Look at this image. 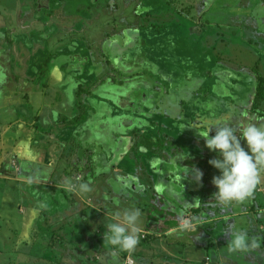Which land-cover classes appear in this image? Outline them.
Segmentation results:
<instances>
[{
    "label": "rangeland",
    "instance_id": "rangeland-1",
    "mask_svg": "<svg viewBox=\"0 0 264 264\" xmlns=\"http://www.w3.org/2000/svg\"><path fill=\"white\" fill-rule=\"evenodd\" d=\"M127 1L0 0V40L10 46L5 56L12 59L19 55L18 59L28 61L22 63L21 70H16L21 73L18 80L23 81L26 75L33 81L29 70H37L40 77L36 84L42 80L48 82L49 88H53L52 94L56 95L61 92L58 86L62 75V83L71 81L62 86L63 92L71 86L68 92L72 98L68 112L60 114L71 118L66 125L62 123L68 128L67 135L64 130L56 132L58 126L50 122L48 140L42 143L49 148L53 146V152L51 148L49 153L55 154L50 158L54 161V173L48 178L42 177V187L45 192H51V186L59 188L61 198L57 203L64 205L68 201L72 207L63 211L66 214L57 225L45 214V218L39 216L44 219L42 223L35 221L40 225L24 217L21 221L17 206L23 202L24 205L33 203L26 191L28 185L22 179L34 162L43 163L45 158H30L23 146L20 154L24 159L17 155L4 156L0 142V264H264V252L254 259V250H258L253 248L257 241L252 216L255 213L254 191L241 203H245L244 209L239 205L240 210L234 209L232 204L233 210H229V204L221 206L217 200L206 196V182L202 179L208 169L212 168V175L219 173L208 163L218 154L207 149L199 131L205 132L208 124L220 120L211 123L208 118L191 116L188 111L183 114L163 102V92L177 86L175 84L184 78L209 79L214 67H231L241 72L237 73L235 84L240 91L234 88L240 99L231 107L232 112L224 114V123L237 128L239 136L243 127L264 120V102L254 104L258 74L264 77L263 22H256L253 12L244 15L233 11L231 14L238 13V17L231 21L232 33L228 28L206 21L209 0H132V10L130 5L125 7ZM145 3L151 5L152 12L144 10ZM214 3L218 5L220 0ZM141 7L144 13L137 15ZM105 15L109 16L97 20ZM240 27L242 33L236 32ZM221 29L229 34L230 43L221 39ZM134 30L138 35L136 40L131 37ZM260 34L263 40L255 41ZM11 39L19 41L16 53ZM244 46L251 54L245 51V60L237 65L234 55L241 58L237 50ZM254 55L256 62L252 59ZM138 59H146L154 66L145 69L135 66ZM3 60L1 57L0 63L4 64ZM241 66L245 69L241 70ZM29 78L26 79L30 81ZM3 81L0 77V84ZM137 81H145L151 87L153 103L159 108L149 110L143 105L119 108L115 105L117 100L126 97L120 93ZM24 86L32 89L29 90L32 112H39L42 101L45 104L54 102L51 95L43 99L42 86L27 83ZM203 89L210 92L208 87ZM60 95L65 98L64 93ZM58 98L55 96V100ZM99 101L114 109L113 115L124 114L135 120L134 123L130 120L132 124L128 129L117 136V146L107 156L106 164L100 143L92 139L81 144L72 132L79 115L85 113L91 102ZM55 105L67 106L62 101ZM24 120L33 124L31 116ZM119 124L117 121L115 126ZM262 126L264 122L259 127ZM10 128L14 129L10 124L0 126L4 141L13 143L16 139L13 136H20L19 142L22 138L21 144L30 149L28 134L16 130L5 136L1 133ZM214 134L213 127L209 136ZM97 140L103 141L104 136ZM59 141H65L63 149L60 145L56 148ZM31 151L39 154L34 147ZM196 168L203 173L198 183L191 176ZM80 184H86L88 190L81 191ZM125 209H139L141 213L139 243L131 252L121 251L104 239L106 221ZM261 213H255L256 219L264 220V213ZM81 217L83 224L76 220ZM228 231L246 233L248 247L230 250L229 237L225 235ZM29 247L35 252H28Z\"/></svg>",
    "mask_w": 264,
    "mask_h": 264
},
{
    "label": "crops",
    "instance_id": "crops-1",
    "mask_svg": "<svg viewBox=\"0 0 264 264\" xmlns=\"http://www.w3.org/2000/svg\"><path fill=\"white\" fill-rule=\"evenodd\" d=\"M131 2H132V0H128L125 7H128L130 5L131 10H132V3ZM208 2H209V6L206 9V13L208 14V17L206 18V21L208 23L210 22V25H213V23H214V24L219 25L221 27L228 28V30H232V33H234V28H232L233 24L231 23V21H233V19L238 17V13L231 14L233 11L240 12L241 14H244V15L248 14L250 12H253L254 13L253 15H254L256 22H258L260 24V21H262L263 22L262 24L264 25V0H249L247 3H245V1H243V0H220V3L218 5H215L214 0H209ZM141 8H140V10H137V15L141 14L140 12H142V11H143L142 13H144V10L148 11L149 13L152 12V11H150V10H152V7H151V5H148V3H145V5H144L145 9L144 10H143V7H141ZM230 15H232V16H230ZM108 16L109 15L101 16V19L97 18V20L102 21L105 17L107 18ZM217 17H219V18H217ZM129 18L131 19L132 17L130 16ZM129 18H127V20H129ZM168 19L170 20V19H172V17H168ZM226 19H229V20H226ZM172 21L175 22L174 20H172ZM123 22H124V19H121V23H123ZM173 22H171V23H173ZM171 23H169V24H171ZM258 28H257V30H258ZM240 29H242V28L241 27L237 28L236 32H241ZM217 31H218V29H217ZM134 32H136V31L134 30L133 32H131V35H132L131 37H133L136 40L138 35H136V33H134ZM221 32L222 33H220V34L223 35V36H221V39H223V41H225V39H226L230 43L231 39L228 38L229 34L225 31V29H221ZM259 33H256V34L258 35ZM11 40L14 41L12 43V45H13L15 53H16V49H17L16 43L19 41L17 39H15V40L11 39ZM256 40L261 42L263 40L262 35L260 34V37H256L255 41ZM140 42L143 44V39H141ZM220 45H224V43L220 42ZM9 47L10 46H8V43L6 44L3 42V40H0V59H1V57H2V59H4L3 60L4 64L0 63V77L2 80L4 79V81L1 82V84H0L1 85L0 86V126L4 127L5 125L8 126V124H10L12 127H14V129L12 131H11V128L6 129L5 132L3 130V132H1V133H4V136H5L6 133H9V132L13 133L16 130L20 134H24V133L26 135L28 134V136H26V137H27V141H29L30 149H28L26 145L21 144L22 138H21V141L19 142L20 136L15 137L12 135L16 139L13 140V143H9V142H5L4 138L0 135V142L3 145V153H4V156L17 155L22 159L23 156H21L20 153L23 152V147H24L25 151L27 152V155L30 156V158H33V157L34 158L35 157H37V158H41V157L43 158L44 157L45 158L43 163L42 162L37 163V161L34 162V165L29 168V171L26 174L27 175L26 178L24 177L22 179V181H25V184L28 185V188L26 189V191H28L27 194L30 195V197L33 199V203L24 205V202H23L21 204H17L18 209L20 211V216L22 217L21 221L24 220L23 219V217H24L25 219H30L31 222H33V224L34 223L39 224L38 222L42 223V221L44 220L41 217H44V218L46 217V216H43L45 214L48 217H50V220H52L51 223H53V225H57L59 220L61 219V217L66 214V212H63V211H66V209H68V210L72 209V207L68 201H66L64 205H62L61 203H57V201H59L61 198V194H58L60 192L59 188L55 187L57 190L55 192H52V189L55 190V188H54V186H51L50 187V190L52 192L51 193L49 191L45 192L44 188L42 187V181H41V179L43 180L42 177L48 178L50 175H52V173H54V171L52 169V167L54 165V161H52L50 158H52V156H55L54 153L52 156L49 153V149H51V148H52L51 151L53 152V146L49 148L48 144H44L42 146V143H43V141L48 140L47 134L49 132L48 127L51 124L50 122H54V124H56L58 126L55 128L56 132L59 130H61V131L64 130L66 135H67L68 128L64 127L62 125V123H64L66 125L67 123H69L68 121L71 118L69 119L64 115L61 116L60 114L68 112V105L72 101V98L70 97V92H68L71 89V86L69 87L68 90H66V92H63L64 87L62 85L66 84V83L68 84L71 81L69 80L66 83H62V81H61L62 75H60V77H59L60 83H59L58 88L61 90L60 93L65 94V98H63V96L60 95V93H58L56 95L52 94L53 88L52 87L49 88L48 82H44L42 80L40 82L38 81L36 84L37 79L40 77L39 74H37L38 73L37 70L36 71L29 70V74L34 77L33 81H31V79L24 74H22V75H24L23 76L24 80L23 81L18 80L19 79L18 75L21 73H18L16 70H19V69L21 70V67L23 66L22 63L26 64L28 61L27 60L23 61L21 58L18 59V57H20L19 55L18 56L14 55L12 59L9 58V56H5L8 54V53L6 54L5 51L9 50ZM20 47H21V45L19 46V49H20ZM23 48H24V46H23ZM26 48L28 49V47H26ZM246 48L247 47L244 46V47L237 50L238 53L242 55L241 58L238 57V54L234 55L235 59L237 60V63H238L237 65L241 64L240 61L243 62L245 60L243 57L246 56V53H245V51H247ZM249 48H250V46H249ZM230 50H232V49H230ZM254 50L256 52V49H254ZM247 53L251 54L249 51H247ZM28 58L31 59V57H28ZM252 59L254 60V62H256L257 56L254 55L252 57ZM137 62H139L138 66L139 67L143 66L144 69L147 68L149 65H152V63H150L146 59L145 60L144 59H138ZM18 63H19V66H18ZM152 66H154V64ZM226 66H231V65H226ZM233 66H235V65H233ZM52 67H54V65H52ZM215 68L230 71V72H232V74L234 76H237V77H239L237 73H241L240 71L239 72L234 71L233 68H231V67L226 68V67L216 66L212 69V71H210V73H209L210 77H208L209 79L202 78V79H204L203 84L206 85V87L210 88L211 84H213L215 79H216V75L214 76V74L216 72V71H214ZM243 69H245V67L241 66V70H243ZM141 73L145 74L146 71L145 72L142 71ZM220 75H222V74H220ZM192 77L196 78L198 76H192ZM26 78H29L30 81H28ZM198 78H201V77H198ZM228 79H229V77H228ZM17 81H19V82L17 83ZM26 83L29 85H32V86L37 85L36 87L42 86V89L40 91H41V95H44V96H42L43 99L46 98L47 96L51 95L53 97L54 102L52 101L50 103L48 102L47 104H45V102L42 101V104H41L42 107L40 108V110L44 109V111L40 112V110H39L38 113L32 112V111H34L31 108L33 106L32 100H31L32 94L29 91L32 89H30V88L28 89L27 86L25 87L24 85ZM135 84H139L137 89H136L137 92L145 91L146 94L148 95V97L150 98V102L146 106L145 103H143V101L140 102L138 100V102H136V104H134V105L128 104V106H132V108H135V106H137V105H139V106L143 105V106H146L149 110L159 108L157 104L153 103L154 102L153 98H152L153 92L151 90V87L148 86L145 81L144 82L137 81ZM235 84L233 86H231V84L229 83L230 87H232V93H234L235 87H236V89H238V91H240V88H238L237 85H235ZM72 86H75L74 83H72ZM34 89H35V87L33 88V90ZM134 90H135V88H134ZM167 90H168V88L166 89V91L163 92V99H164L163 102H165V104L168 105V107H170L171 109L178 110L179 112H182L183 114H185V111L183 108L184 105L180 104V97L178 95H174V94H176L175 91L167 94ZM73 92L74 91H73V87H72V93ZM11 94H14L15 96H11ZM55 96H59V98L55 100ZM177 98H178V101L176 100ZM225 99H226L225 101H227L229 98H225ZM239 99H240V96H239V98L235 99L233 102H228V109H227V112L225 113L226 115L229 114L230 112H232L231 107L233 108V104ZM123 100H127V101L129 100V103H130L131 97L126 96L125 99H121L120 102H122ZM58 101L65 102V105H67V106H65V107L64 106H56L55 103ZM115 105L117 106V104H115ZM24 106H28V108L24 109ZM118 107L121 108L120 105H118ZM150 107H152V108H150ZM107 109H111V114L112 115L114 114L113 113L114 109H112L108 104H106L104 102L100 103V101L96 104L91 102L89 104V107L86 109L85 113H82V115L84 114V117H80L81 114L79 115V118L77 120L78 121L77 126L72 131L74 134V137L77 139L76 141H78L79 143L81 142V144L82 143L85 144L86 141H91L92 139H93V141H96L97 143L101 144V148L103 149L101 151H104V153H105V155L103 157V163L104 164H106L108 161L107 156H110V154L114 152V150L117 146V141L119 139L117 137L118 133L114 132L113 131L114 129L112 130L111 126H108L106 121H105L106 115H107ZM45 112H47V113H45ZM115 114L117 115L118 113H115ZM150 114H151V112L148 113V116H150ZM28 116H31V118L33 120L32 125L25 123L24 118L28 117ZM36 117L37 118L40 117V118L37 119ZM224 117H225V115L223 114V115L219 116V118H216L213 120L208 119V120H210L211 123L214 122L215 120H220V123H224L225 122ZM129 119H130V117H129ZM39 121H40V123H38ZM134 121L135 120H133V123H134ZM185 122L187 123L186 120H185ZM263 122H264L263 119H261L259 121L257 120L255 125L259 127L261 124H263ZM174 123H176V122H174ZM59 124L62 126H60ZM131 124H132V122H131ZM103 126L107 127L108 130L102 129ZM126 129H128V128H126ZM108 132L111 133L112 136L116 135V137L114 138V143L112 145H110L109 148L106 149V147L108 145V143H107L108 142V140H107V133ZM181 132H183V131H181ZM99 135L104 136V139H106L105 143L101 140H97ZM63 137L64 136H61V138H63ZM66 140L67 139H65V141ZM64 142L59 141V143H57L55 145L56 148L60 145L61 149H63L64 148ZM55 146H54V148H55ZM33 147H34V149L39 150L38 151L39 154L36 155L31 151ZM0 148H2V147H0ZM0 151H1V149H0ZM54 152H55V150H54ZM22 163H24V161H22ZM30 171H33L32 175L29 174ZM211 172H212V168H211V170L208 169V171H206L205 176L202 179L204 181H202V182H206L205 186H206V189L208 191L206 196H208V197L210 196L211 200H214L213 194L217 191V189L212 184V178L215 175H212L214 173L212 172V174H211ZM12 174L14 176L17 175L14 172H12ZM217 175H219V173ZM33 179H34V181H33ZM50 183L52 185H54L52 182H50ZM32 186H33V188H32ZM253 191H254V195L252 196V198H253L252 201L255 202L254 203L255 213H259V211H262L261 214H263L264 213V171L261 172L260 180L256 184V186L254 187ZM42 193L45 194L46 196L43 197V195H41ZM4 199H6V198H2V200H4ZM63 199H65V198L63 197ZM22 200L23 199H21L20 201L22 202ZM241 203L242 202H235V201L231 202L227 206V209H229V210L232 209L230 207L231 204L233 205L232 207L236 210H240L242 208L244 209L243 205L245 203H243V204H241ZM72 204H73V207L78 210L77 206L75 205V202H73ZM240 204H241L242 208L239 206ZM6 207H9V206L6 205ZM255 213L252 215L254 217V229L253 230L256 231L254 234V237H257V241L254 243L255 246L253 248L258 249V250H254V259H256V256L259 253L261 254L262 252H264V249H263L264 248V220H262L261 218L256 219ZM39 216H41V217H39ZM76 220L78 222H80L81 224H83L82 217H81V219H76ZM35 221H38V222H35ZM19 224L22 227L25 226L21 222ZM17 229H19V228H17ZM35 235H37V234H35ZM35 235H33V236H35ZM20 236H22V234H20ZM28 238H30V237H28ZM79 239L82 240V237H80ZM30 248L31 247H29L28 252H35L34 249H32V248L30 249ZM47 248L49 250L51 249L48 246H47ZM47 248H46V250H47ZM249 254H252V253L248 252V255ZM249 263H251V262H249Z\"/></svg>",
    "mask_w": 264,
    "mask_h": 264
},
{
    "label": "clouds",
    "instance_id": "clouds-1",
    "mask_svg": "<svg viewBox=\"0 0 264 264\" xmlns=\"http://www.w3.org/2000/svg\"><path fill=\"white\" fill-rule=\"evenodd\" d=\"M213 127L215 134L209 136ZM236 132L237 128L220 122L208 124L203 133L199 131L207 149L218 154L208 163L219 171V175L212 178V184L217 189L213 199L221 206L248 199L264 171V126L249 124L240 130L239 136ZM202 175L198 168L192 170L191 176L195 182H200ZM79 188L85 192L88 190L86 184H80ZM140 215L139 209H125L122 213H115V218L105 223L107 234L104 239L121 251H133L139 243ZM225 235L229 237L230 250L248 247L246 233L228 231Z\"/></svg>",
    "mask_w": 264,
    "mask_h": 264
},
{
    "label": "trees",
    "instance_id": "trees-1",
    "mask_svg": "<svg viewBox=\"0 0 264 264\" xmlns=\"http://www.w3.org/2000/svg\"><path fill=\"white\" fill-rule=\"evenodd\" d=\"M138 63L139 62H136L134 63V65L138 66ZM214 71H216L214 74V76L216 75V79L214 83L211 84L210 88L208 87L210 91L209 93H206L203 89L206 87V85L203 84L204 79L198 77H189L186 79L184 78L183 81L175 84L177 86L168 88L167 94L175 91L176 94L174 95L182 96L180 97V104L184 105V111H188L191 116L195 115L202 118L205 117L210 120L216 119L227 112L228 102H233L235 99L239 98V96L235 93H232V87H230L229 85L230 83L231 86H233L238 80V77L234 76L232 72L227 70L215 68ZM138 85L139 84H134L133 87L128 88L124 92L120 93L124 94V96H130V103L129 100H123L122 102H120V100H117L116 104L120 105L121 108H123L126 104L134 105L139 100L140 102L143 101V103H145V105L147 106L150 102V98L145 91L137 92L136 89ZM195 93L196 95H194ZM193 95L194 97H192ZM178 98L176 99L177 101ZM225 98L229 99L225 101ZM262 102H264V77L262 74H258L254 104L256 106L257 104H261ZM80 117H84V114H81ZM105 121L108 126H111L112 130L114 129V132L118 133V135H121L122 133L120 132H123V130L131 125L129 116L124 114L112 115L111 109H107ZM117 121L120 122V126L118 125L116 127L115 124ZM102 129L108 130V128L105 126H103ZM115 137L116 135L112 136L111 133H107L108 145L106 149L114 143Z\"/></svg>",
    "mask_w": 264,
    "mask_h": 264
},
{
    "label": "flooded vegetation",
    "instance_id": "flooded-vegetation-1",
    "mask_svg": "<svg viewBox=\"0 0 264 264\" xmlns=\"http://www.w3.org/2000/svg\"><path fill=\"white\" fill-rule=\"evenodd\" d=\"M99 136H100V135H99ZM103 142L105 143V142H106V139H104Z\"/></svg>",
    "mask_w": 264,
    "mask_h": 264
},
{
    "label": "built area",
    "instance_id": "built-area-1",
    "mask_svg": "<svg viewBox=\"0 0 264 264\" xmlns=\"http://www.w3.org/2000/svg\"><path fill=\"white\" fill-rule=\"evenodd\" d=\"M128 264V263H127Z\"/></svg>",
    "mask_w": 264,
    "mask_h": 264
}]
</instances>
